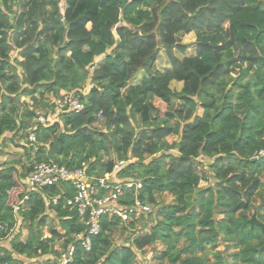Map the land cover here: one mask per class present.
<instances>
[{"label":"clouds","instance_id":"1","mask_svg":"<svg viewBox=\"0 0 264 264\" xmlns=\"http://www.w3.org/2000/svg\"><path fill=\"white\" fill-rule=\"evenodd\" d=\"M0 264H264V0H0Z\"/></svg>","mask_w":264,"mask_h":264}]
</instances>
